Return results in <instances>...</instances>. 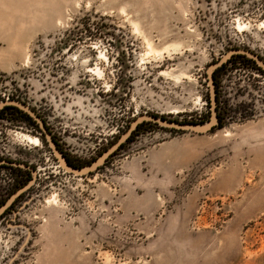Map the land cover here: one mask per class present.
Returning <instances> with one entry per match:
<instances>
[{"label":"rangeland","instance_id":"obj_1","mask_svg":"<svg viewBox=\"0 0 264 264\" xmlns=\"http://www.w3.org/2000/svg\"><path fill=\"white\" fill-rule=\"evenodd\" d=\"M235 49L264 58V0H0V104L91 162L139 117L205 124ZM232 63L221 128L146 124L86 175L4 115L0 264H264V74Z\"/></svg>","mask_w":264,"mask_h":264},{"label":"water","instance_id":"obj_2","mask_svg":"<svg viewBox=\"0 0 264 264\" xmlns=\"http://www.w3.org/2000/svg\"><path fill=\"white\" fill-rule=\"evenodd\" d=\"M233 54H241L245 55L251 59H253L256 64L264 70V61L261 60L257 55L253 54L251 51L248 50H233L225 54L219 61L212 64L207 70V77L210 86V110L211 115L209 120L205 124H181L174 121H167L164 118L157 117V116H142L134 120V122L130 125L128 130L119 138V140L111 146L106 152H104L96 161L91 163L89 166H86L82 169L75 168L69 165L62 153L59 151L56 142L54 141L52 134L49 132L47 127L44 125V122L37 116V114L28 106L18 103V102H5L0 104V109L4 108L5 106H13L17 107L18 109L24 111L28 115H30L37 123L40 131L44 135L47 143L49 144L50 148L53 150L59 164L63 169L66 171L76 174V175H86L90 174L91 172L98 170L99 167L105 164L108 158L119 149V147L126 142V140L131 136L132 132L137 128V126L143 122H152L154 124L176 129L182 131H193L197 133H207L211 132L213 128L218 124V114H217V101H216V91L214 88V79L213 73L216 69L221 67L224 63H226L229 58Z\"/></svg>","mask_w":264,"mask_h":264},{"label":"trees","instance_id":"obj_3","mask_svg":"<svg viewBox=\"0 0 264 264\" xmlns=\"http://www.w3.org/2000/svg\"><path fill=\"white\" fill-rule=\"evenodd\" d=\"M237 58L242 59V60H247V62H251L254 66H256V64H255L254 62H252V60L247 59L245 56H237ZM231 62H232V60L229 59L226 63H224V64L221 66V68L227 66V65L230 64ZM256 67H257V66H256ZM219 69H220V68H218V69H216V70L214 71L213 76L215 75V72L218 71ZM257 69L260 70V68H258V67H257ZM216 101H217L218 124L213 128L212 131H214V130L216 129L217 126L221 128V127H222V123H223V119L221 118L220 108H219V105H218V98H216ZM207 103H208V105H210V99H209V101H208ZM4 115H6V116H7V115L19 116V118H20L21 120L26 121V123L33 125L34 127H36V128L39 130V127H38L37 123H36V122H33V121H32V118H30V117L28 116V114L24 113L22 110L18 109L17 107H13V106H5L4 108L0 109V119H3V116H4ZM4 117H5V116H4ZM209 118H210V117H209ZM8 120H9V118H8ZM208 120H209V119H208ZM208 120H207V121H208ZM13 123H17V122H13ZM177 123H181V124H204V122H199V123H193V122H177ZM146 124H148V125H150V124H152V125H157V124H153V123H151V122H143V123L139 124V125L137 126V128L132 132L131 136L126 140V142L120 146L119 150H122L123 147L125 146V144L132 142L133 139H134V137L136 136L137 132H139V131L141 130V128H142L144 125H146ZM39 132L41 133L40 130H39ZM53 139H54V137H53ZM54 141H55V140H54ZM55 142H56V141H55ZM56 144H57V142H56ZM57 147H58L59 151L62 153V155L64 156L66 162H67L69 165H71V166H73V167H75V168L82 169V168H84V167H86V166H89V165H90L91 163H93L94 161H96V160L93 159L91 162H79V161H76V160L70 159V158H69L68 156H66L65 153L59 148L58 144H57ZM100 156H101V155H100ZM107 161H108V160H107ZM0 163H1V162H0ZM25 172H26V171H25ZM26 173H27V172H26ZM29 181H30V179H29V176L27 175V179H25V181L22 183V185H23V186L27 185V182H29ZM0 208H1V207H0ZM8 208H9V207H7L4 211H7Z\"/></svg>","mask_w":264,"mask_h":264},{"label":"flooded vegetation","instance_id":"obj_4","mask_svg":"<svg viewBox=\"0 0 264 264\" xmlns=\"http://www.w3.org/2000/svg\"><path fill=\"white\" fill-rule=\"evenodd\" d=\"M235 50H237V49H235ZM238 50H240V49H238ZM244 50V49H243ZM231 51H233V50H231ZM253 54H255V55H257L256 53H254V52H252ZM237 56H245V55H241V54H233L229 59H231L232 60V62H233V60H237V59H239V58H237ZM261 60H263L264 61V58H262L261 56H259V55H257ZM247 59H250V60H252V62H254L255 64H256V62L253 60V59H251V58H249V57H247V56H245ZM247 61V60H246ZM231 62V63H232ZM233 64V63H232ZM256 66L257 67H259L257 64H256ZM219 68H221V67H219ZM260 70L263 72V74H264V70H262V68H260ZM218 73H217V71L215 72V75L213 76V79H214V87L216 88V98H218V105H220V103H219V82H218V75H217ZM24 112V111H23ZM25 113V112H24ZM27 114V113H26ZM30 118H32L30 115H28ZM41 119V118H40ZM24 121V120H23ZM32 121L33 122H36L33 118H32ZM26 122V121H25Z\"/></svg>","mask_w":264,"mask_h":264},{"label":"bare ground","instance_id":"obj_5","mask_svg":"<svg viewBox=\"0 0 264 264\" xmlns=\"http://www.w3.org/2000/svg\"><path fill=\"white\" fill-rule=\"evenodd\" d=\"M36 144V143H35Z\"/></svg>","mask_w":264,"mask_h":264}]
</instances>
